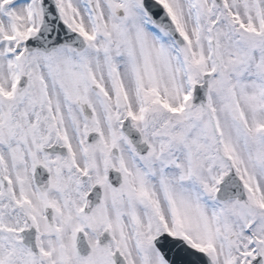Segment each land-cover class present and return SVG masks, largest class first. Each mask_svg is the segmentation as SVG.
I'll return each mask as SVG.
<instances>
[{"label": "snow or ice", "instance_id": "1", "mask_svg": "<svg viewBox=\"0 0 264 264\" xmlns=\"http://www.w3.org/2000/svg\"><path fill=\"white\" fill-rule=\"evenodd\" d=\"M0 264H264V0H0Z\"/></svg>", "mask_w": 264, "mask_h": 264}]
</instances>
